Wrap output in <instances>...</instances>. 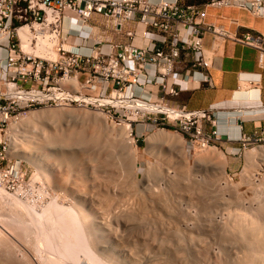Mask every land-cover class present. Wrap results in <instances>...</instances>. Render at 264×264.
Returning <instances> with one entry per match:
<instances>
[{"label": "rangeland", "instance_id": "1", "mask_svg": "<svg viewBox=\"0 0 264 264\" xmlns=\"http://www.w3.org/2000/svg\"><path fill=\"white\" fill-rule=\"evenodd\" d=\"M101 19L100 25L110 26V32L115 33V23L105 17ZM72 34H76L75 30ZM101 36L102 32L96 35ZM43 52L23 50L21 56L30 53L36 62L44 63L61 59L56 51H47L48 56ZM5 59V56H0V87L7 92L5 79L13 70L5 65ZM5 74L6 78L2 79ZM71 75L77 80H74L75 88L71 89L72 92L69 90V95L64 91H68L72 80L65 77L60 85H55L52 77L50 81L53 83L47 87L34 84L33 88L50 95L54 91L49 87H61L64 95L21 102L19 115L7 129L8 148L1 166H15L16 173L8 181L0 180V188L4 190L0 192V264H51L53 260H60L58 248H48L39 227L48 224L46 232L50 238L55 228L60 226L54 225L61 223L64 217L66 220L61 225H70L66 231L74 225L79 229L77 221L80 218V232L88 238L91 252L104 263L118 264L113 260L119 258L122 261L126 259L127 264H250L251 255L247 251L254 253H251L248 239L243 238L235 226L239 225L238 217L240 219L241 215L247 214L250 220L257 216L258 220L254 219L257 225L252 226L263 228L258 234L261 238L264 236V209H260L264 205V178L255 179L256 171L264 162L261 156L255 157L253 162L249 160L252 155L250 158L247 156L249 151L259 146L251 145L246 150H238L237 155L233 153L242 164L231 169L229 153L223 151L219 144H213L214 148L196 149L178 132L153 129L140 122L136 108L87 102L86 98H128L124 94L118 97L114 90V93L108 91L102 96L100 91L86 87L87 75L84 72L77 71ZM19 84L32 89L33 82ZM128 123L131 130L127 129V135ZM160 131L163 135L169 133L183 139L184 145L182 141L180 145L176 143L177 146L167 140L152 144ZM60 148L71 150L73 155L68 158V150L64 152ZM259 148L264 149V145ZM17 199L24 206L17 205ZM46 207L55 211L54 230L46 221L41 224L36 217ZM68 214L75 215L74 218L70 216L73 220L68 218ZM244 221L242 218L240 226L249 225ZM68 232L64 237L71 235L72 231ZM66 241L67 238L61 242L65 244ZM260 248V256L256 252L254 256L257 254L261 258L264 248ZM79 257L83 259L80 263L79 258L80 264H92L85 253L80 252ZM70 258L55 262L79 264ZM45 259L49 260L45 262Z\"/></svg>", "mask_w": 264, "mask_h": 264}, {"label": "built area", "instance_id": "2", "mask_svg": "<svg viewBox=\"0 0 264 264\" xmlns=\"http://www.w3.org/2000/svg\"><path fill=\"white\" fill-rule=\"evenodd\" d=\"M209 6L238 7L256 15H264V0H209L206 7ZM94 15L112 20L118 30H123L125 23L135 20L148 33L150 29H154L159 36L154 37L153 42L147 45H140L137 42V33L126 30L124 33L130 40L128 43L109 41L105 44L96 40L92 45H84L91 51L89 54L80 52L83 48L81 45L75 46L73 50L68 49L66 44H71L72 34L65 32L66 19L72 16L75 24L88 29L86 26ZM205 15L206 12L199 6L188 5L186 0H0V34L7 36L6 39H0V47L7 48L5 65L13 70L11 76L5 80L24 92L36 89L34 86L32 89L26 88L20 82L32 81L47 87L53 82L55 85L62 84V78L65 77L72 80L69 87H66L68 91H64L68 95L69 90L75 88L74 80H77L71 73L77 71L87 75L86 87L100 91L102 96L114 90L119 97L131 87L145 89L153 86L155 90H151L149 99H143L134 95L135 93L128 97L130 100L151 103L156 107L152 111L138 109L140 122L147 123L153 129L178 132L193 147L206 148L219 139L213 108L188 110L174 108L165 103L167 98L178 96L181 92L179 84L183 80L178 81L177 73L187 69L208 68L203 46L205 34L211 31L221 38L229 37L213 25L198 20ZM180 26L186 28L184 35L179 30ZM21 30L27 33L31 47L52 43L53 46L49 49L58 51L61 59L44 63L36 62L37 59H33L30 53L21 56ZM238 40L257 48L260 52L259 59L263 61L264 34L249 33ZM184 53L192 56L184 58ZM51 77L53 82L50 81ZM205 80L210 81V76L207 75ZM49 90L55 92L62 88L49 87ZM21 102L23 101L5 94L0 87L1 181L10 180L16 173L15 166L2 167L1 163L7 154V129L19 115ZM27 102L29 101L25 103ZM206 123L213 128L207 129ZM238 142V150H246L251 145L260 147L264 145V132L242 134Z\"/></svg>", "mask_w": 264, "mask_h": 264}, {"label": "crops", "instance_id": "3", "mask_svg": "<svg viewBox=\"0 0 264 264\" xmlns=\"http://www.w3.org/2000/svg\"><path fill=\"white\" fill-rule=\"evenodd\" d=\"M208 1L186 0V4L199 6L206 15L199 17L198 20L204 24L213 25L229 37L221 38L211 31L205 34L203 46L208 68L187 69L177 73L178 81L183 80L179 84L181 92L178 96L167 98L165 103L174 108L188 110L213 108L217 122L215 128L219 131V139L216 143L223 151L229 153L230 168L237 169L242 164L239 157L233 156V153L237 155L240 146L238 138L242 134L252 135L255 132H264V57L261 62L259 50L242 43L238 38H243L249 33L264 34V16L238 7H206ZM101 17L103 16H93L87 24L90 29L75 24L72 16L66 19L65 32L72 34L75 30L76 34L70 36V43L72 46L81 45L83 47L81 53L89 54L91 51H88V47L84 45H92L96 40H101L105 44L109 41L130 42L124 33L126 30H134L137 33V42L140 45H147L153 42L154 37L159 36L154 29H150L148 33L135 20L125 23L123 30H118L114 26L115 33L110 32V26L100 25ZM179 30L182 35L186 33L185 27L180 26ZM100 32H102L101 38L96 37ZM2 49L8 51L7 48L0 47V56L7 57ZM191 56L189 53H184V58ZM207 75L210 76V81L205 80ZM151 90H155V87L148 86L145 89L131 87L125 91L124 95L128 98L135 93L136 96L149 99ZM205 127L213 128L209 123H206Z\"/></svg>", "mask_w": 264, "mask_h": 264}, {"label": "bare ground", "instance_id": "4", "mask_svg": "<svg viewBox=\"0 0 264 264\" xmlns=\"http://www.w3.org/2000/svg\"><path fill=\"white\" fill-rule=\"evenodd\" d=\"M78 26H80V25H78ZM86 27H88V29H90L89 28V26L87 25ZM76 31H78V30H76ZM20 33H21V37H22V48H23V50H25V51H29V52H31V51H34L35 50V52L36 51H40V53L42 54V52L43 51H45V53L47 52V51H51L50 49H49V47H52L53 46V44L52 43H49V42H46L45 44H42V45H39L37 48H33V47H31V45H30V40H29V37H28V35H27V33L26 32H24L23 30H21L20 31ZM7 38V36H2L1 34H0V39H6ZM79 41V40H78ZM51 42H53V41H51ZM72 44V43H71ZM71 44H66V47L68 48V49H70V50H73L74 48H75V46H72ZM77 46V45H76ZM30 47V49L29 50H26V49H28ZM32 49V50H31ZM3 50V49H2ZM3 51H5L6 52V54H7V51L6 50H3ZM42 51V52H41ZM55 51V50H54ZM57 53H58V51H56ZM38 54H39V52H37ZM44 53V52H43ZM40 54V55H41ZM52 53L50 52V54L49 55H51ZM59 54V53H58ZM46 55L48 56V53H46ZM53 55V54H52ZM52 55H51V58H52ZM39 56V55H38ZM41 56H43V55H41ZM5 57H6V55H5ZM50 57V56H49ZM53 60V59H52ZM2 76V75H1ZM6 78V74L4 75V76H2V79H5ZM6 86H7V92H5V94H8V95H10V96H12V97H14V98H17V99H19L20 101H23V102H26V101H28V100H30V99H41V100H43V99H50V98H61L63 95H62V93H58V92H54L52 95H50V94H46V93H44L43 91H38V90H32V91H24V92H22V91H20L15 85H13V84H8V83H6L5 84ZM134 88H136V87H134ZM138 89V88H137ZM125 94V93H124ZM124 97V96H123ZM87 102H89L90 100L91 101H94V102H92V103H95V102H100V103H112V104H115V105H119V106H122V105H125V106H127V107H133V108H136V109H144V110H148V111H152V110H154V109H156V107L153 105V104H151V103H143V102H139V101H134V100H130V99H125V100H119V99H104V100H96V99H90V98H86L85 99ZM90 101V102H91ZM256 110V109H255ZM260 111V110H259ZM34 116V115H33ZM86 116V115H85ZM23 119V118H22ZM69 120V119H68ZM20 122H22V120H20ZM127 123V122H126ZM125 124V123H124ZM12 125V124H11ZM18 125H19V122H18ZM127 125V127H126V130H125V132L127 131L128 132V130L127 129H129V130H131V124H126ZM15 126H16V124H15ZM121 126H123V125H121ZM125 126V125H124ZM124 128V127H123ZM82 130V129H81ZM9 131V130H8ZM11 131V130H10ZM10 131H9V133H10ZM120 132V131H119ZM127 132H126V134H127ZM161 132V131H160ZM165 133H166V131H164ZM169 132V131H168ZM164 133V134H165ZM168 134V135H167ZM128 135V134H127ZM127 135H125V136H127ZM129 135H130V132H129ZM132 135V134H131ZM156 135V134H155ZM133 136V135H132ZM182 137V136H181ZM70 138V137H69ZM131 138V137H130ZM153 138V137H152ZM151 138V139H152ZM157 138V139H156ZM156 138L154 137L153 138V140H152V144L153 143H155V142H157V141H165V140H167V141H172L173 143H177V144H179V142H183V144H182V146L184 145V140L183 139H181V138H178L177 136H175L174 134H169V133H166V135H163V132H161V133H159L158 134V132H157V135H156ZM183 138V137H182ZM82 139V138H81ZM71 141V140H70ZM53 142V141H52ZM54 143V142H53ZM176 144V145H177ZM122 145V144H121ZM180 145V144H179ZM67 146V145H66ZM72 146H74V145H72ZM178 146V145H177ZM69 147V146H68ZM71 147V146H70ZM210 148H214V146L213 145H211V146H209ZM182 148V147H181ZM198 148V147H197ZM196 148V149H197ZM208 148V147H207ZM60 149H62V148H60ZM86 149V148H85ZM184 149V148H183ZM63 150V149H62ZM66 150H68L67 152L69 153V155H68V153H67V155H66V153L64 154V155H66L68 158L71 156V155H73L72 154V152H71V150H69V149H64L63 151L65 152ZM59 151V150H58ZM199 151V150H198ZM215 151V150H214ZM124 152V151H123ZM63 153V152H62ZM214 153H216V152H214ZM254 153H256V154H254ZM59 154V153H58ZM217 154H219V153H217ZM252 155V158H250L249 156H251ZM249 158V160L251 161V159H252V162H253V159L255 158V157H259V156H261L262 158H263V162H264V149H260L259 147H257V148H254L253 150H251V151H249L248 152V155H247ZM75 159V158H74ZM64 160V159H63ZM70 160V159H69ZM226 160V159H225ZM259 160V159H258ZM262 162V161H261ZM262 162V163H263ZM95 165V164H94ZM257 165V164H256ZM258 166V165H257ZM261 169H259V171L257 170L256 172V176L257 177H255V179L256 180H262L263 178H264V164L262 165L261 164ZM259 176V177H258ZM66 177V176H65ZM254 177V176H253ZM66 180V179H65ZM256 180H253L254 182H256ZM262 181H264V180H262ZM253 189V188H252ZM2 191H4L2 188H0V192H2ZM254 191V190H253ZM8 194V193H7ZM10 195V194H9ZM242 195H240V197H241ZM10 197H11V195H10ZM12 198V197H11ZM18 198V197H17ZM238 198V197H237ZM20 199V198H19ZM56 199V198H55ZM239 199V198H238ZM245 199V198H244ZM58 200V199H57ZM14 201V200H13ZM17 201V202H16ZM15 201V203L17 204V205H23L22 203L23 202H20L18 199ZM242 201V200H241ZM241 201H240V203H241ZM238 203V202H237ZM50 205H52V204H50ZM55 205V204H54ZM199 205V204H198ZM260 205H263V203L261 204L260 203ZM259 205V206H260ZM24 206V205H23ZM22 206V207H23ZM53 206V205H52ZM56 206H58V204L57 205H55V207ZM258 206V207H259ZM31 207V206H30ZM49 207V206H48ZM61 207V206H60ZM60 207H58V208H60ZM209 207V206H208ZM20 208V207H19ZM25 208V207H24ZM57 208V209H58ZM61 208H63V206L61 207ZM61 208L59 209L60 210V212H61ZM260 209H264V205L262 206V207H260ZM48 210V211H47ZM49 210H50V212H49ZM53 209L51 208H49V209H47V207L46 208H44L43 209V211L41 212V213H37L36 215L35 214H32V215H35L36 217H38V220H39V222H41V224L44 222V221H46V223H49L50 224V226H49V228H51V229H53V227H52V225L54 224V220H53V217L55 218L56 217V214H54L55 213V211L53 212L52 211ZM62 210H64V209H62ZM68 210V209H67ZM238 210V209H237ZM240 210V209H239ZM66 210H64L63 212H65ZM32 212V211H31ZM53 212V213H52ZM57 212H58V210H57ZM56 212V213H57ZM59 212V213H60ZM71 212H73V211H71ZM251 212V211H250ZM23 213V212H22ZM35 213V212H34ZM59 213L57 214V215H59ZM68 213V211L66 212V214ZM75 213V212H74ZM61 214V213H60ZM72 214V213H71ZM69 215V217L68 218H71L70 216H72V215ZM237 214V213H236ZM261 214V213H260ZM51 215H54V216H51ZM67 215V216H68ZM212 215V214H211ZM247 215V214H246ZM246 215H241V217H240V219H239V217H238V220L240 221V223L242 222V218H243V222H245L244 220H246V222H248L249 223V225H246V226H248V227H246L245 225L244 226H240V223H238L239 225H237V226H235V227H238L237 228V230L239 231V233H241L242 234V236H243V238H247L248 239V241H249V243H250V246H248V247H250L251 249H252V251L253 252H251V253H254V254H250V250L249 251H247V253L249 254V255H251L250 256V261H251V263L250 264H264V255H263V253H261V258L259 257L260 256V254H258L259 253V251L260 250H258L259 248H260V246H262V244H264V236H263V238H261L260 237V235L258 234L259 233V230L261 229H259L258 227H256V226H252V225H257V223H255L258 219H257V216H256V219L255 218H253V216H252V218H251V220H250V218L249 217H247ZM256 215H258V214H256ZM35 216H33V218L35 217ZM63 216V215H62ZM66 216V215H65ZM88 216V215H87ZM95 216V215H94ZM249 216V215H248ZM261 216V215H260ZM35 217V218H36ZM73 217V216H72ZM74 217H75V215H74ZM73 217V218H74ZM231 217V216H230ZM255 217V216H254ZM24 218V217H23ZM59 218H61V216L60 217H58L57 219H59ZM67 218V219H68ZM84 218V217H83ZM56 219V220H57ZM63 219V220H62ZM65 219V217L64 218H61V221L63 222V221H65L64 220ZM72 219V218H71ZM256 221H255V220ZM16 220V219H15ZM35 220V219H34ZM68 220H70V219H68ZM73 220V219H72ZM75 220H76V218H75ZM86 220V219H85ZM77 221V220H76ZM76 221H74L75 223H76ZM79 221H80V218H79V220L77 221V223L78 224H80L81 225V223H79ZM252 221V222H251ZM24 222V221H23ZM33 222V221H32ZM35 222V221H34ZM36 222H37V219H36ZM39 222H37V223H39ZM56 222V221H55ZM61 222V223H62ZM67 222V221H66ZM81 222V221H80ZM82 222H83V220H82ZM224 222V221H223ZM226 222H227V220H226ZM36 223V224H37ZM53 223V224H52ZM57 223V222H56ZM55 223V224H56ZM60 223V222H59ZM59 223H57L56 225H54V226H57V225H60V226H57V229L55 228V230L53 231L54 233H52V231H49V232H51L52 234V237H50L49 238V236L47 237V225L46 226H44L43 225V228H40L39 226V229H42V231L40 232L41 234H42V232H43V234H44V236H45V234H46V237H44V236H42L43 238H44V240L47 242V246H48V248L50 249V248H52V247H54V248H56L57 249V252H59L58 254H59V257H61L62 259L64 258V257H68V258H70V259H72L73 258V260L75 261V262H78L79 263V254H80V252H83V254L85 253L86 254V256L88 257V259L92 262V264H107L108 262H106V263H104L101 259H99L98 257H96V256H98V255H94L93 253L94 252H91V251H93L92 250V248H91V245L89 244L90 242L88 241V238H86V236H85V234H82L80 231H81V227H82V225L80 226L79 225V229H77L76 227H74L75 225H74V223H73V227L71 226L70 227V229H68L67 231H66V227L68 228L69 226L66 224V226H65V223H63V225H61V223L59 224ZM86 223V222H85ZM85 223H83L84 225H85ZM93 223V222H92ZM232 223H233V221H232ZM231 223V224H232ZM27 224V223H26ZM78 224L76 225L77 227H78ZM244 223H242L241 225H243ZM246 224V223H245ZM229 225V224H228ZM262 225V224H261ZM30 226H31V224H30ZM37 226V225H36ZM95 226V225H94ZM240 226V227H239ZM260 226V225H259ZM46 227V228H45ZM100 227V226H99ZM219 227V226H218ZM227 227V226H226ZM262 227V226H261ZM95 228V227H94ZM233 228V227H232ZM31 229H32V227H31ZM98 229V228H97ZM235 229V228H234ZM233 229V230H234ZM263 229V228H262ZM261 229V230H262ZM59 230L61 231V230H63L62 232H59ZM72 231V233H70L69 235L70 236H66V237H64V235H66V233H69L68 231ZM99 230V229H98ZM83 231V230H82ZM95 231H96V229H95ZM264 231V230H263ZM58 232H59V234H58ZM64 232H65V234H64ZM94 232V231H93ZM99 233H101L100 231H98ZM222 232V231H221ZM257 232V233H256ZM235 233V232H234ZM256 233V234H255ZM262 233V232H261ZM260 233V234H261ZM49 234V233H48ZM240 234V235H241ZM263 234V233H262ZM88 235V234H87ZM94 235V234H93ZM99 235V234H98ZM102 235H103V233H102ZM89 236V235H88ZM246 236V237H245ZM19 237V236H18ZM93 237V236H92ZM99 237H100V235H99ZM237 237V236H236ZM39 238H41V235L39 236ZM65 238H67L68 239V242L66 241V243L64 244L63 242H61V241H63V239H65ZM85 238L87 239V240H85ZM101 238V237H100ZM100 238H98L99 240H101ZM42 239V238H41ZM41 239H39V240H41ZM93 239V238H92ZM102 239H105V238H102ZM230 239H231V237H230ZM246 239V240H247ZM255 239V240H254ZM262 239V240H261ZM244 240V239H243ZM243 240H241L242 242H243ZM261 240V241H260ZM43 241V240H42ZM57 241V242H56ZM85 241H88L87 243L85 242ZM241 241H240V243H241ZM35 242V241H34ZM33 242V243H34ZM41 242V241H40ZM246 242V241H245ZM263 242V243H262ZM57 243V244H56ZM46 244V243H45ZM39 245V244H38ZM238 245H240V244H238ZM40 246V245H39ZM46 246V245H45ZM102 246V245H101ZM104 247L103 248H106V246L105 245H103ZM244 246H245V243H244ZM36 247V246H35ZM35 247H34V249H35ZM246 247V246H245ZM263 248H264V245L262 246ZM261 247V248H262ZM39 248V247H38ZM47 248V249H48ZM53 248V249H54ZM102 248V247H101ZM243 248V247H242ZM260 248V249H261ZM44 249V248H43ZM53 249L51 250V251H53ZM74 249V250H73ZM238 249V248H237ZM240 249H241V247H240ZM39 250V249H38ZM59 250V251H58ZM73 250V251H72ZM244 250V249H243ZM34 251V250H33ZM36 251V250H35ZM263 251H264V249H263ZM37 252V251H36ZM106 252V251H105ZM239 252V251H238ZM255 252L259 255L258 257H257V254H256V256H254L255 255ZM261 252H262V250H261ZM52 253V252H51ZM56 253V252H55ZM245 253V252H244ZM39 254V253H38ZM110 254V253H109ZM130 254V253H129ZM240 255V254H239ZM247 255V254H246ZM97 258H95V257ZM116 256V255H115ZM240 256H242V255H240ZM114 257V256H113ZM117 257H118V255H117ZM120 257V256H119ZM249 257V256H248ZM255 257V258H254ZM258 259H257V258ZM60 258V260H62ZM242 258H243V256H242ZM245 258V257H244ZM243 258V259H244ZM41 259V258H40ZM81 259L82 258H80V263H81ZM237 259H239V258H237ZM241 259V258H240ZM49 260V259H48ZM47 260V261H48ZM57 260V259H56ZM55 260V261H56ZM59 260V259H58ZM57 260V261H58ZM59 260V261H60ZM83 260V259H82ZM113 260V259H112ZM111 260V261H112ZM44 261V260H43ZM46 261V259H45V262H47ZM54 260H53V263L55 262ZM72 261V260H71ZM113 261H116V263H118V264H124V263H126L127 264V260L125 259V261H122L121 259H115V260H113ZM129 261H131V260H129ZM128 261V262H129ZM133 261V260H132ZM134 261H136V260H134ZM238 261V260H237ZM245 261H246V258H245ZM248 261V260H247ZM250 261H248V262H250ZM42 262V261H41ZM74 262V263H75ZM84 262V261H83ZM242 262H244L243 260H242ZM247 262V263H248ZM51 263V262H50ZM53 263H51V264H53ZM79 263V264H80ZM129 263H131V262H129ZM144 263V262H143ZM245 263V262H244ZM49 264V263H48ZM55 264H57V262H55ZM62 264H64V263H62ZM76 264V263H75ZM109 264V263H108ZM112 264V263H111ZM115 264V263H114ZM131 264H138L137 262H132ZM243 264V263H242Z\"/></svg>", "mask_w": 264, "mask_h": 264}]
</instances>
